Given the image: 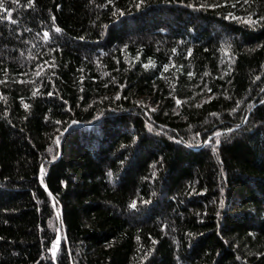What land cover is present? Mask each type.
I'll return each instance as SVG.
<instances>
[{
	"label": "trees",
	"instance_id": "obj_1",
	"mask_svg": "<svg viewBox=\"0 0 264 264\" xmlns=\"http://www.w3.org/2000/svg\"><path fill=\"white\" fill-rule=\"evenodd\" d=\"M0 264H264V0H3Z\"/></svg>",
	"mask_w": 264,
	"mask_h": 264
},
{
	"label": "snow or ice",
	"instance_id": "obj_2",
	"mask_svg": "<svg viewBox=\"0 0 264 264\" xmlns=\"http://www.w3.org/2000/svg\"><path fill=\"white\" fill-rule=\"evenodd\" d=\"M2 7H3V0H0V8H2ZM57 31H59V29H57ZM44 35L47 36L48 33H45ZM178 103H179V102H178ZM54 247H55V245H54Z\"/></svg>",
	"mask_w": 264,
	"mask_h": 264
}]
</instances>
